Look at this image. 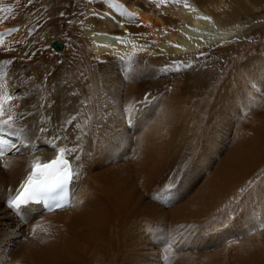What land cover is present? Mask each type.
I'll use <instances>...</instances> for the list:
<instances>
[{"label":"bare ground","instance_id":"6f19581e","mask_svg":"<svg viewBox=\"0 0 264 264\" xmlns=\"http://www.w3.org/2000/svg\"><path fill=\"white\" fill-rule=\"evenodd\" d=\"M118 2L137 12V23L145 27L128 24L118 11L114 15L124 28L95 19L91 13L97 9L86 0L83 42L72 51L59 26V7H46L49 20H30L25 26L21 15L17 22L1 15L16 1L0 0V33L19 29L3 37L0 58L15 57L12 71L19 79L12 82L32 89L18 102L22 110L34 111L33 104L46 103L42 97L49 98L51 89L37 92L34 85L55 69L49 85L65 77L80 87L85 81L76 77L83 72L104 117L90 121L81 141V175L71 183L68 206L49 212L30 205L23 218L0 208V264H264V40L238 52L241 37L252 32L255 20L264 22V0H189L196 12L182 6H143L144 0ZM125 28L132 33L125 37L127 45L112 39L124 36ZM132 43L137 55L131 71L124 72L128 62L119 57L134 51ZM176 44L182 48L170 46ZM141 45L147 51H139ZM37 46L48 49L36 52ZM212 48L236 54L223 74L208 68L211 73L203 78ZM32 51L37 55L31 60H20ZM201 52L205 56L195 59ZM58 56L65 60L59 66ZM173 60L194 66L179 73L159 71ZM145 93L153 94L150 102L137 103ZM49 99L56 100V93ZM63 100L61 94L51 109H41L54 118L45 134L49 137L55 118L67 114ZM133 105L129 124L125 109ZM27 120L31 123L33 117ZM74 134L70 128V140ZM35 143L36 155L52 157L44 139ZM194 145L199 146L195 152ZM186 157L182 179L164 190L168 176ZM31 159L10 156L0 162L11 161V167L0 170V200L14 194ZM248 181L253 187L243 197L242 214L234 220L222 217L219 210ZM157 195L163 199H153ZM214 217L228 227L213 224ZM35 225L40 227L33 234Z\"/></svg>","mask_w":264,"mask_h":264},{"label":"snow or ice","instance_id":"6c2138e0","mask_svg":"<svg viewBox=\"0 0 264 264\" xmlns=\"http://www.w3.org/2000/svg\"><path fill=\"white\" fill-rule=\"evenodd\" d=\"M34 0H28V5H32ZM90 4H94L96 9L91 13V16L95 19H109L118 27L124 28V24L120 23V20L116 19L114 12L118 11L121 19L127 21L128 24H135L137 28L145 27V25L137 23L138 13L130 12L125 5L119 4L118 0H89ZM155 4L157 8L161 6H182L188 9L190 12H196L197 9L193 7L189 0H144V5ZM141 4H136V7H141ZM61 17H65L64 12H60ZM163 15V13H162ZM197 19H203L210 21L211 17L197 15ZM0 22H3L0 19ZM69 24H72V20H68ZM17 28H10L6 33H0V47L3 46V37L7 34L18 32ZM195 31V30H194ZM32 29L28 30L30 35ZM100 33H94L99 35ZM108 35V33H103ZM167 34V29H165ZM132 35L125 28V35H114L112 37L116 42L127 45L130 43L125 37ZM138 35L146 36V33H138ZM193 39L192 37H187ZM175 48H182L181 45H170ZM104 47H110V45H104ZM133 52L131 54H124L119 57L121 61H127V66L123 68L124 72L131 71L132 58L137 55L136 44L132 43ZM199 47V45H197ZM12 49H5L4 51H11ZM139 51H147V48L143 45L140 46ZM162 51V50H161ZM186 51V49H185ZM37 53L24 52L20 56V60L24 59L31 60ZM205 53H199L195 59L204 57ZM98 64L102 63L97 61ZM58 64H62L63 61H56ZM16 64L15 57L0 58V162L4 161L6 157L10 156H27L31 155L32 159L28 163L26 175L23 180L19 183V186L14 189V194L10 197L6 196L3 200H0V208H7L11 213L15 214L19 218H23L24 211L31 204H43L46 206L48 211L54 209L63 208V201L66 199L68 187L74 181H77L81 175L79 171L81 156L79 153L82 151L81 141L87 136L86 129L89 127L90 121L95 120L99 122L104 119L97 112L101 108L99 103L94 104V96L98 101L99 97L97 94L92 92L91 84L87 83V77L83 72H80L76 77L77 80H84L85 83L80 87L75 86L72 81L68 78L61 77L56 79V82L49 85V77H54L53 71L46 73L43 76L42 84L34 85V90L37 92L51 91L48 92L50 98L52 93H56L57 99L52 100L49 98L42 97L46 100V103L33 104L32 108L34 111L22 110L21 105L18 103L21 100H25L27 97L25 93L32 89H25L18 87L17 84L13 83L14 79H19L15 72L12 71V66ZM194 65L189 61H176L173 60L169 64H166L163 68L159 69L162 73L175 71L179 73L181 70L192 68ZM239 71V69H236ZM11 73V74H10ZM223 74V70H221ZM250 75V74H249ZM31 80V77H29ZM21 83H24L21 81ZM171 91V89H168ZM63 94L65 105L64 111L67 113L61 118L59 115L55 118L56 124L53 130H51L50 137L45 135L50 132L49 124L53 121L51 113L44 115L41 113V109H51L53 104H57L59 97ZM153 98L152 93H145L143 99L137 103L143 104L150 102ZM106 107V105H105ZM135 110V106H130L125 109V112L129 114L128 123L132 122L131 115ZM33 117L31 123L28 122L27 117ZM70 128L74 135L71 140ZM44 139L45 143L50 146L52 151V157L45 160L40 155H36L39 151L36 140ZM59 142H63L61 145ZM198 145H194L192 151L197 150ZM22 149H24L22 151ZM189 158L186 157L175 169L172 170L167 178V182L164 184V190L172 189L177 181L182 179L180 172L184 165L188 163ZM11 167V161L6 163H0V170H6ZM260 185L264 186V178L260 180ZM253 187V181H248L246 186L241 187L238 190L237 195L233 196L229 204L225 205L224 209L219 210L222 217L228 218V220H234L237 215L242 214L243 211V197L245 193ZM13 191V190H8ZM153 199L160 200L163 196L157 195ZM213 224L219 223L221 227L226 228L228 224L223 219L217 220L213 218ZM40 225H35L31 228V232L35 234L37 228ZM193 227V226H189ZM264 227V223L261 224ZM171 247V244H169ZM167 259V257H165Z\"/></svg>","mask_w":264,"mask_h":264},{"label":"rangeland","instance_id":"374dc122","mask_svg":"<svg viewBox=\"0 0 264 264\" xmlns=\"http://www.w3.org/2000/svg\"><path fill=\"white\" fill-rule=\"evenodd\" d=\"M15 1H16V4H15L16 6L5 8L4 10L1 11V15L8 17V18L12 17L11 19L14 21L16 19H18L19 16L21 15L20 19H23L22 24L25 23L24 24L25 26L27 25L26 23L29 22L30 20H34L35 23H37L39 20H41V21L49 20V18L47 17L48 12H46L48 9L46 7H48L50 5H52V6L54 5V6L59 7L58 11H57V17H59V19H60L59 26L61 28V32L64 36V39L67 41V43H69V48H71L72 51L77 50L75 47L81 48V45L83 42L82 37H84V32H82L83 30H82L81 25H82V21H83L85 15H86V12H87L86 0H34V3L32 5H28V0H15ZM85 5H86V7L84 8ZM238 10H239V8H237V11ZM12 12H13V14H12ZM60 12H64L66 14L65 17H61L59 15ZM244 18H247V14L244 15ZM26 19H27V21H26ZM68 20H72L74 24L73 23L69 24ZM259 21L260 20H258V19L255 20V24L252 27V32L248 31L244 34V37H241L242 38L241 42L243 44L238 45V52L240 50L242 51V49L245 47L246 44L260 45L261 42L264 40V22L261 23V21L260 22ZM16 22H17V20H16ZM40 27L41 26H39V28ZM36 28H38V27H36ZM36 30H39V29H36ZM249 32H250V34H249ZM31 35H27L26 38L30 39ZM245 35H247L248 37ZM70 38H71V40H70ZM35 43H36V41H32V45ZM47 49H48L47 46H39V47L37 46L36 52L42 51L41 53H45ZM250 49H252V51H253V46H251ZM213 50H214V48H212V50L208 51L209 55H207V57H206L207 59L204 62L206 64V66H204V64H203V71H202V75H203L202 77L203 78H205L209 73H211V72H209L208 68H211V69L214 68V70H216L219 74H221V70H223V72H224L226 70V68L228 67L232 57L236 54L235 53L236 51L235 52L232 51L230 53V51L217 52V50H214V52H213ZM210 52H211V54H210ZM206 54H207V52H206ZM45 58L48 59V57H46V56H45ZM65 59L67 61H69V59H70L69 54H68V56L66 54ZM58 60L63 61V62L65 61L60 56H58L55 60L56 65L58 64V63H56V61H58ZM216 63L218 66L216 65ZM58 66H59V64H58ZM204 69L205 70L208 69V70L204 71ZM213 75H215V71L213 72ZM202 86H204V85L202 84ZM75 184H76V181H75Z\"/></svg>","mask_w":264,"mask_h":264}]
</instances>
